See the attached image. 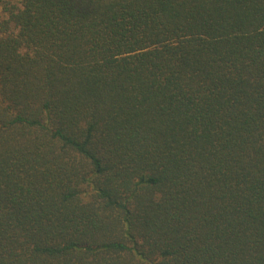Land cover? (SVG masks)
Returning <instances> with one entry per match:
<instances>
[{"label": "trees", "instance_id": "obj_1", "mask_svg": "<svg viewBox=\"0 0 264 264\" xmlns=\"http://www.w3.org/2000/svg\"><path fill=\"white\" fill-rule=\"evenodd\" d=\"M0 264H264V0H0Z\"/></svg>", "mask_w": 264, "mask_h": 264}]
</instances>
